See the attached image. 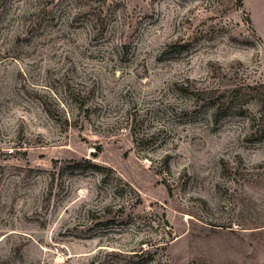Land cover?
Wrapping results in <instances>:
<instances>
[{
	"label": "rangeland",
	"instance_id": "rangeland-1",
	"mask_svg": "<svg viewBox=\"0 0 264 264\" xmlns=\"http://www.w3.org/2000/svg\"><path fill=\"white\" fill-rule=\"evenodd\" d=\"M79 2L0 14V264H264V0Z\"/></svg>",
	"mask_w": 264,
	"mask_h": 264
},
{
	"label": "trees",
	"instance_id": "trees-1",
	"mask_svg": "<svg viewBox=\"0 0 264 264\" xmlns=\"http://www.w3.org/2000/svg\"><path fill=\"white\" fill-rule=\"evenodd\" d=\"M73 1H74V5H73L74 8H73V12H72L73 19L78 17L80 14H83L81 16H83L86 19V21H88L90 23L92 28L96 27V26L102 27V29H103L102 32L107 28V25L109 23V19L106 18L105 16L104 17L102 16L103 13H101V11H102L101 7L93 8L92 5H88L86 10H81V8L78 6V3H80L79 0H73ZM239 1H240V4H241L242 0H239ZM7 6H9V0H0V14L1 15H6L7 14V12H8ZM28 17H29V13L27 12V10H24L23 13L21 14V16L18 19V23L20 24V28H21V31L19 32V35H24V37H29L30 30L33 28V25L35 24L34 20L31 19L32 15H31V17L29 19H28ZM203 94H208V93L204 92ZM208 99H209V97H208ZM221 99H222V95L219 96L217 98V100H216V102H217V104H215L216 112H217V110H219L220 106H222V108L224 106V104L220 102ZM92 156L96 157L97 154L93 153ZM80 162H82L83 164H86V166H89L94 171H99V169H103V168H101V167H99V166H97L95 164H92L90 162V160H88V159H82ZM73 164H74V169H79L81 167L80 163H75L74 162ZM111 173L113 174L112 171H111ZM105 177L102 176L100 181L104 182ZM105 210L107 211V209H105ZM164 225L167 226V224H164ZM157 228H159V225H157ZM153 245L154 244H152L151 246L154 247V248H158L159 247L157 245H154V246ZM145 251H142V253H144Z\"/></svg>",
	"mask_w": 264,
	"mask_h": 264
}]
</instances>
